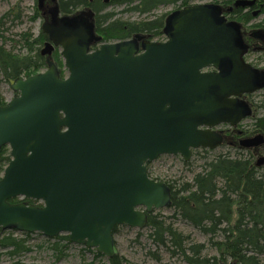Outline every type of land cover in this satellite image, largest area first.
<instances>
[{"label": "water", "instance_id": "95a60500", "mask_svg": "<svg viewBox=\"0 0 264 264\" xmlns=\"http://www.w3.org/2000/svg\"><path fill=\"white\" fill-rule=\"evenodd\" d=\"M51 1L42 25L48 67L11 80L17 94L0 105V152L8 147L12 157L0 178V229L66 235L111 260L119 255L116 228L144 230L149 214L170 206L168 184L151 179L148 166L164 155L190 162L195 150L227 144L217 128H237L251 115L240 100L264 89L262 74L245 60L236 23L212 4L171 13L164 42L136 35L102 44L92 9L73 23ZM57 49L62 68L52 58ZM239 144L258 148L264 135Z\"/></svg>", "mask_w": 264, "mask_h": 264}, {"label": "trees", "instance_id": "16d2710c", "mask_svg": "<svg viewBox=\"0 0 264 264\" xmlns=\"http://www.w3.org/2000/svg\"><path fill=\"white\" fill-rule=\"evenodd\" d=\"M4 1V0H0ZM196 0H110L106 5L100 0H57L61 15L70 17L86 9L94 11L95 32L101 35L102 43L123 42L133 39L136 35L148 36L151 40H165V27L170 14L156 17L146 21H127L116 18V13L107 12L110 7H125L126 12L138 14L141 17L152 15L161 7L172 6L179 10L191 5ZM263 5L264 0H258ZM217 3V0L216 2ZM33 21L41 17L39 0ZM19 10V11H17ZM175 12V11H174ZM173 13V12H172ZM237 11L232 13L237 15ZM264 15V9L263 13ZM13 18V22L23 20V12L18 4L7 11L0 19V85L11 83L20 77L29 78L40 73L48 67L47 59L41 55V45L48 41L42 32L34 37L31 32L21 33L20 41L26 53H15L6 49L4 34L6 26ZM93 47H97L94 46ZM59 66L63 67L60 51L56 50L52 57ZM36 75V74H35ZM63 76V74H62ZM0 105L7 103L0 93ZM264 109V106L262 107ZM255 127L264 131V117L255 120ZM212 150H196L195 154L210 152ZM234 156L219 154L217 157L207 159L202 170L196 172L193 182L181 183L179 186L167 183L172 193L169 209L175 215L193 226L209 238V244L218 256H205L206 246L189 242V237L183 236L172 224L167 223L160 213H152L148 218L147 227L151 228L155 243L159 247L171 251L173 255L183 257L185 264H224L236 262L237 264H264V168L256 167L252 151L240 148L233 149ZM10 149L4 147L0 152V178L6 166L11 162ZM188 166L191 163L186 162ZM26 200V199H24ZM20 199L11 200L19 203ZM28 204L37 202L28 201ZM116 228L114 234L118 233ZM32 234H23V238L10 231L3 233L0 229V249H8L11 258L28 251V240ZM52 240L53 243H52ZM50 239L51 249L56 260L66 257V251L73 244L66 235ZM81 264H125L119 255L111 260L99 254L95 249L82 247ZM93 255L92 260L86 254ZM19 264V263H17Z\"/></svg>", "mask_w": 264, "mask_h": 264}, {"label": "rangeland", "instance_id": "374dc122", "mask_svg": "<svg viewBox=\"0 0 264 264\" xmlns=\"http://www.w3.org/2000/svg\"><path fill=\"white\" fill-rule=\"evenodd\" d=\"M213 2L214 1L212 0H196L192 4H212L220 10L223 8L226 10V8L230 6V4L227 3L219 4ZM18 4L21 6V11L23 12L24 18L21 22L16 21L14 23L12 21L14 17H12L11 21L7 24L6 32L4 34V37L7 40L5 42V46L6 49L13 50L15 51V53L22 52L23 54H25L26 51L22 48V45L17 44L20 41V34L28 33L29 31L31 32V34H33L34 37H38L42 29V25H44L47 20L42 11H40V18H38L36 21L32 20V17H34L36 9L38 8L35 4V0L0 1V19L7 11L15 8ZM52 4L53 3H50L49 5L54 6ZM174 11L177 10H174V7L172 6L161 7L157 9L156 12L152 15H145V17H141L136 13L133 14L131 12H126L125 7H110L107 9V12L116 13L117 19L132 22L153 20L156 19V17L171 14ZM79 13H81V11L69 17L73 18V23H76V19L80 15ZM236 25L240 29L239 33L243 34V31H245L246 28H244L240 23H236ZM251 30L248 29V32H250ZM96 35L101 36L98 33H96ZM0 42H3L2 39H0ZM43 46L44 45H41V50L43 49ZM60 58L62 62H64V59L61 57V55ZM246 60L248 63L255 65V67H257L258 69L264 68V55H251L248 56ZM45 70L46 69H43V71ZM35 74L37 75L40 73ZM0 93L3 95L6 103H8L9 100L13 99V97L17 94L12 90L10 84L5 82L1 83L0 85ZM245 103L250 108L252 117L247 118V120L240 123L239 126L234 130L231 126L228 125H221L217 128V130L224 132L225 136L227 134V136L230 138L233 133L237 134L238 131H242L245 136L249 137L259 134L261 130L259 128L257 129L255 127L256 125L254 124L256 119H258L259 117H264V109L262 108L264 106V91H257V93H255L254 95H250L246 99ZM233 149L235 148L231 147L227 143L224 146L219 147L215 151H210L206 154H195L196 152H194L192 159L189 162L191 163L190 166L187 165L185 160H183L180 155H164L163 157H160L156 161L152 162L151 165H149L148 169L150 177L151 179H155L163 183H170L174 186H179L181 183H185V181L193 182L192 180L194 178V175L196 174V172L202 170L203 166L205 165L206 158L212 159L214 157H217V155L219 154L227 155V153H230L232 156H234L235 152L233 151ZM257 156L258 157L255 156V162L260 158V154H258ZM155 213H160L161 215H163V219L167 223L172 224V226H174L175 229L178 230L183 236L189 237L190 243L204 244L207 247L206 251L204 252L205 256H218L216 250L209 244V238L194 229L193 226L183 221L180 216L175 215V212L172 209L165 208V210L155 211ZM118 228V233L114 235V239H116V246L117 250H119V256L125 260V264H185L183 257H180L179 255H173L171 251L161 248L157 243H155L153 237H151V228L147 227L144 230H139L136 228L133 229L126 226ZM8 232L10 231H4L3 233ZM14 233H16V236H18L19 238H23L22 233L16 231ZM53 241L54 240H52V243ZM27 243L29 248L28 251L17 256L16 258H11L10 255L7 254L9 251L8 249H0V264H81L82 246L72 244L66 251V257L56 260L55 254L51 249L52 243L50 242V239L44 237L41 233L32 234ZM86 258L88 260H92L93 255L87 253ZM262 261L264 263V256L262 257Z\"/></svg>", "mask_w": 264, "mask_h": 264}, {"label": "flooded vegetation", "instance_id": "af4514ba", "mask_svg": "<svg viewBox=\"0 0 264 264\" xmlns=\"http://www.w3.org/2000/svg\"><path fill=\"white\" fill-rule=\"evenodd\" d=\"M212 1L216 2V0H212ZM237 1H239V0H237ZM237 1L236 0L235 1L234 0H228V1L217 0V3H219V4L220 3L230 4V6H228L226 8V10L224 8L221 9L220 15H221V17L225 18L229 23H232V22L240 23V24H242V26L244 28H246V30L243 31V34L239 33V37H238L239 45L243 49L245 48L248 50L247 54L245 55V60L247 59L248 56H251V55L252 56L253 55L255 56V54L264 55V15L262 14L263 9H264L263 5L260 2H258V0H254L255 4H253V7H239V8H237V7H235V3ZM246 1H253V0H246ZM50 3H53V2L51 0L45 1L43 3V7H42V13H43V15H45V18L47 20L46 22L51 21V15H49V13H48L49 9L52 7L51 5H49ZM52 5H56V4L53 3ZM220 7H221V5H220ZM235 11H237V13H238L237 15L233 16L234 18H236V20L231 18L232 13H234ZM248 29H250V30L252 29V30L250 32H248ZM252 66L262 74L261 75V81L264 83V78H262L264 75V68L258 69L257 67H255V65H252ZM259 91H264V89H261ZM249 96L250 95H246V96L242 97L240 100L241 103L246 104L245 103L246 99ZM248 103H250V102H248ZM252 108H253V106H252ZM250 117H252V115L249 116L248 118H250ZM232 129L234 130L235 128H232ZM260 130H261V132H259V134L264 135V131L262 129H260ZM259 134L253 135L251 137H255ZM225 137H226V143H228L231 147H234L235 149L240 148V149L245 150V151L250 150L253 153V157H255V156L258 157L257 155L260 154V158H264V144H262L258 148H251V149L250 148L244 149V148L240 147V144H239L240 140L246 139L249 137V136H245V134L242 131H238L237 134L233 133L231 135V138L228 137L227 134ZM256 157H255V159H256ZM260 158L257 161H259ZM258 168H264V164H262Z\"/></svg>", "mask_w": 264, "mask_h": 264}, {"label": "bare ground", "instance_id": "6f19581e", "mask_svg": "<svg viewBox=\"0 0 264 264\" xmlns=\"http://www.w3.org/2000/svg\"><path fill=\"white\" fill-rule=\"evenodd\" d=\"M257 167V166H256ZM150 215V214H149Z\"/></svg>", "mask_w": 264, "mask_h": 264}]
</instances>
